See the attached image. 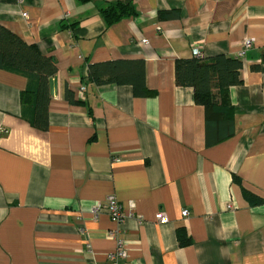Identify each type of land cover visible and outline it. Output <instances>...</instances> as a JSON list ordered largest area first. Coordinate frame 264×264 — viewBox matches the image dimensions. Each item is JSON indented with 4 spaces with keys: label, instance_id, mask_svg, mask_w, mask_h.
<instances>
[{
    "label": "crops",
    "instance_id": "crops-1",
    "mask_svg": "<svg viewBox=\"0 0 264 264\" xmlns=\"http://www.w3.org/2000/svg\"><path fill=\"white\" fill-rule=\"evenodd\" d=\"M116 1L136 15L106 21ZM0 24L58 63L45 128L28 77L0 68V264H112L118 240L119 264H264V0H0ZM221 54L242 82L208 121L176 61ZM116 60L143 61L153 93L89 78ZM109 195L121 224L92 213Z\"/></svg>",
    "mask_w": 264,
    "mask_h": 264
},
{
    "label": "trees",
    "instance_id": "trees-1",
    "mask_svg": "<svg viewBox=\"0 0 264 264\" xmlns=\"http://www.w3.org/2000/svg\"><path fill=\"white\" fill-rule=\"evenodd\" d=\"M102 12L109 23L136 15L133 5L122 1L110 4ZM164 14L161 13L160 16ZM130 62V60H116L92 64L89 78L94 79L99 85L130 84L136 95L152 94L153 92L145 86L143 61L137 64L140 68L137 69L135 66V75L126 77L119 75V70L121 71ZM242 66V59L224 54L208 59L197 57L178 59L175 67L176 82L178 85L194 89L196 103L205 106L208 121L215 118L213 115L225 114L231 118L233 106L229 90L231 86L241 84ZM0 68L21 72L28 77L29 84L22 93V103L32 104L36 108L34 123L36 126L45 128L47 114L43 111L50 99V79L58 72L56 58L41 53L37 45L27 43L19 35L0 24ZM67 95L72 100L71 92L68 91ZM179 236L182 245L189 242L185 232L179 231Z\"/></svg>",
    "mask_w": 264,
    "mask_h": 264
},
{
    "label": "built area",
    "instance_id": "built-area-1",
    "mask_svg": "<svg viewBox=\"0 0 264 264\" xmlns=\"http://www.w3.org/2000/svg\"><path fill=\"white\" fill-rule=\"evenodd\" d=\"M24 15H27V13H24ZM142 42L148 43V40L143 39ZM252 44H253V40L250 38H247L244 41V48L240 52V57H244L246 50L250 48ZM194 55L200 56V51L198 49H195ZM79 91L81 94L85 93L86 86L82 85ZM104 211H107L110 217L112 218V220L118 224H121L125 218V214L122 211V207L118 202L117 198L115 197V195H109L104 202L98 203L92 208V213L94 214L95 218H98L99 215L102 214ZM189 213L190 212L188 209H184L182 211V215L184 217H188ZM156 218L157 221L161 224L167 223L169 221V218L167 217L166 213L163 211L158 212L156 214ZM110 236L117 238V231L114 230L110 231ZM117 245H118L117 252L109 255L112 264H119V258L125 256V251L123 250L124 242L122 240H118Z\"/></svg>",
    "mask_w": 264,
    "mask_h": 264
},
{
    "label": "water",
    "instance_id": "water-1",
    "mask_svg": "<svg viewBox=\"0 0 264 264\" xmlns=\"http://www.w3.org/2000/svg\"><path fill=\"white\" fill-rule=\"evenodd\" d=\"M57 77H53L50 79V91L52 94H55L56 89H57Z\"/></svg>",
    "mask_w": 264,
    "mask_h": 264
}]
</instances>
